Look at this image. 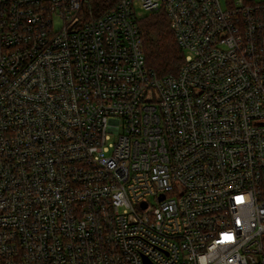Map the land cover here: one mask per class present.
<instances>
[{
  "label": "built area",
  "instance_id": "2783aa9c",
  "mask_svg": "<svg viewBox=\"0 0 264 264\" xmlns=\"http://www.w3.org/2000/svg\"><path fill=\"white\" fill-rule=\"evenodd\" d=\"M103 1L0 0V264H264V3Z\"/></svg>",
  "mask_w": 264,
  "mask_h": 264
},
{
  "label": "trees",
  "instance_id": "16d2710c",
  "mask_svg": "<svg viewBox=\"0 0 264 264\" xmlns=\"http://www.w3.org/2000/svg\"><path fill=\"white\" fill-rule=\"evenodd\" d=\"M108 0H104L105 5ZM147 63L160 78L176 75L184 62L166 14L161 11L140 21Z\"/></svg>",
  "mask_w": 264,
  "mask_h": 264
},
{
  "label": "rangeland",
  "instance_id": "374dc122",
  "mask_svg": "<svg viewBox=\"0 0 264 264\" xmlns=\"http://www.w3.org/2000/svg\"><path fill=\"white\" fill-rule=\"evenodd\" d=\"M222 2V5L226 8V3L227 1L226 0H220ZM237 1V0H235ZM248 2H251V3H264V0H246ZM137 13H138V17H139V21H141L143 18L149 16V12L145 11L143 9V7L141 6V4L137 7ZM56 29H59L61 27L60 23H57L55 25Z\"/></svg>",
  "mask_w": 264,
  "mask_h": 264
},
{
  "label": "snow or ice",
  "instance_id": "6c2138e0",
  "mask_svg": "<svg viewBox=\"0 0 264 264\" xmlns=\"http://www.w3.org/2000/svg\"><path fill=\"white\" fill-rule=\"evenodd\" d=\"M228 239H231V237H227Z\"/></svg>",
  "mask_w": 264,
  "mask_h": 264
},
{
  "label": "water",
  "instance_id": "95a60500",
  "mask_svg": "<svg viewBox=\"0 0 264 264\" xmlns=\"http://www.w3.org/2000/svg\"><path fill=\"white\" fill-rule=\"evenodd\" d=\"M146 206V205H145Z\"/></svg>",
  "mask_w": 264,
  "mask_h": 264
}]
</instances>
